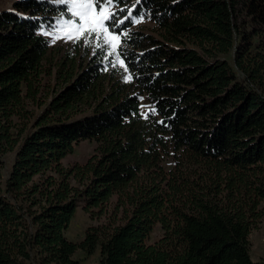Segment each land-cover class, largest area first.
Returning <instances> with one entry per match:
<instances>
[{
  "label": "trees",
  "instance_id": "obj_1",
  "mask_svg": "<svg viewBox=\"0 0 264 264\" xmlns=\"http://www.w3.org/2000/svg\"><path fill=\"white\" fill-rule=\"evenodd\" d=\"M111 9L154 26L114 29L127 71L103 51L51 52L63 3L0 8V264L97 249L98 264H264L249 241L264 215V0ZM82 140L94 152L64 165ZM79 206L99 222L73 241Z\"/></svg>",
  "mask_w": 264,
  "mask_h": 264
},
{
  "label": "rangeland",
  "instance_id": "obj_2",
  "mask_svg": "<svg viewBox=\"0 0 264 264\" xmlns=\"http://www.w3.org/2000/svg\"><path fill=\"white\" fill-rule=\"evenodd\" d=\"M12 0H0V8L9 6ZM58 1L59 0H55ZM66 5V4H65ZM68 6V5H67ZM112 10V9H111ZM68 12V11H67ZM71 18V14L68 12V16L61 14L55 21L54 29H52L49 34H47L48 38L51 41V52L57 55H61L66 50H77V47L80 48L78 50V58L79 60L85 59L93 53H97L99 51H103L106 55L109 52L113 51L111 47H102L97 48V41L94 38L85 37L78 41L76 40H68L65 38V32L69 31L66 27L61 30V24L59 22L68 20ZM135 27H139L144 32H149L152 27L151 22H140ZM59 36V38H57ZM85 39H89L90 43H85ZM102 43V41H101ZM112 43L119 44V41H112ZM58 49V51H57ZM116 56L115 54L112 57ZM240 74V73H239ZM95 142L90 140H82L78 144L74 145V149L71 153L67 154L62 162L64 165H70L75 162L83 163L88 157L94 152ZM5 165L3 168V173H6L10 167L11 161L13 159V154L8 152L5 157ZM99 222V219L92 218L89 213L83 210L81 206L77 207L71 221L69 227L67 229L66 235L69 239L73 241H79L83 238L85 229L88 225L94 224L96 225ZM161 233L159 227H156L154 232L152 233V239L157 238ZM250 241V250H252L251 258L253 260H258L259 257H256L254 254L264 253V215L262 217V222L260 226L256 229H253L249 234ZM74 257L80 259L82 264H98L99 259V249H97L93 254L86 255L83 251L77 250L74 254Z\"/></svg>",
  "mask_w": 264,
  "mask_h": 264
},
{
  "label": "snow or ice",
  "instance_id": "obj_3",
  "mask_svg": "<svg viewBox=\"0 0 264 264\" xmlns=\"http://www.w3.org/2000/svg\"><path fill=\"white\" fill-rule=\"evenodd\" d=\"M59 2L68 5V12L71 14L70 19L59 22L61 30L65 27L69 29L65 32V38L76 41L85 37L94 38L97 41V48L106 46L113 48V51L108 53L109 56L115 54L117 57L113 67L118 63L127 71V67L117 51L119 44L112 43V41L120 40V34L116 33L114 29L125 24V21L129 19L132 23H140L143 20V14H140L139 19H136L132 17V10H128L127 15L117 19V13L111 11L114 0H59ZM123 35L127 36L128 33L125 32ZM85 43H90V40L85 39ZM130 79V76L125 77L126 82ZM149 111L155 113V108L149 107ZM144 115L147 119L148 113Z\"/></svg>",
  "mask_w": 264,
  "mask_h": 264
},
{
  "label": "crops",
  "instance_id": "obj_4",
  "mask_svg": "<svg viewBox=\"0 0 264 264\" xmlns=\"http://www.w3.org/2000/svg\"><path fill=\"white\" fill-rule=\"evenodd\" d=\"M250 253H252V250H250ZM254 255H255L256 257H259V258H260L261 256L264 255V253H258V254L256 253V254H254Z\"/></svg>",
  "mask_w": 264,
  "mask_h": 264
}]
</instances>
